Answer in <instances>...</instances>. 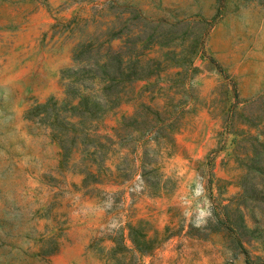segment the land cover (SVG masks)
<instances>
[{
	"label": "rangeland",
	"instance_id": "1",
	"mask_svg": "<svg viewBox=\"0 0 264 264\" xmlns=\"http://www.w3.org/2000/svg\"><path fill=\"white\" fill-rule=\"evenodd\" d=\"M107 43L152 72L76 131ZM0 264H264V0H0Z\"/></svg>",
	"mask_w": 264,
	"mask_h": 264
},
{
	"label": "trees",
	"instance_id": "2",
	"mask_svg": "<svg viewBox=\"0 0 264 264\" xmlns=\"http://www.w3.org/2000/svg\"><path fill=\"white\" fill-rule=\"evenodd\" d=\"M114 36H120L118 31L109 33V38L105 40L108 41ZM82 45L83 40H78L74 43L72 49ZM107 49L102 57L96 55V50H94L92 55L86 56V59H80L78 67L74 70L82 76L84 73L98 74L99 81H101L99 91L95 95L88 91L90 81H85L83 77L79 79L77 83L79 91L74 102V107L78 108L77 117L74 121L76 125L72 123L71 126L72 129H77L76 131L87 130L92 121H98L107 109L122 100V91L115 88L117 84L122 86L125 81L144 77L152 72V68L140 58V54H133V58L127 57L122 45L112 48L109 43H107ZM137 122L139 123L133 127V130L141 131L152 127L146 125L144 119ZM82 133L84 135V132ZM59 139L61 148L65 149L64 141L61 137Z\"/></svg>",
	"mask_w": 264,
	"mask_h": 264
}]
</instances>
